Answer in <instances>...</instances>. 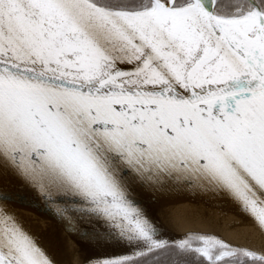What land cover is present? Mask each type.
<instances>
[{
  "label": "snow or ice",
  "instance_id": "obj_1",
  "mask_svg": "<svg viewBox=\"0 0 264 264\" xmlns=\"http://www.w3.org/2000/svg\"><path fill=\"white\" fill-rule=\"evenodd\" d=\"M17 204L81 264H264V0H0V264H69Z\"/></svg>",
  "mask_w": 264,
  "mask_h": 264
},
{
  "label": "bare ground",
  "instance_id": "obj_2",
  "mask_svg": "<svg viewBox=\"0 0 264 264\" xmlns=\"http://www.w3.org/2000/svg\"><path fill=\"white\" fill-rule=\"evenodd\" d=\"M18 213L25 218L27 223L30 225L32 231L34 233H39L43 236H45L48 239H51L54 243H59V245L62 247L63 252L67 258H70L67 253L66 243L69 241V238L67 236V232L64 230L62 226L59 224L51 221L50 219L43 217L39 214L33 213L31 211L23 210L20 208L14 207ZM213 215L215 218L220 219L223 221L225 227L223 229H217V231H220L223 235L226 237H232L235 234L227 230V224L236 218L235 213L232 212L227 217L222 216V213L220 210H216ZM196 227H200L203 230H208L206 225H196ZM177 232H180V229L176 230ZM243 232L251 233L253 238H255V230L254 229H243ZM81 245L78 241L74 240L72 243V250L70 251V256L72 259L73 264H81L82 261V253L80 252Z\"/></svg>",
  "mask_w": 264,
  "mask_h": 264
},
{
  "label": "water",
  "instance_id": "obj_3",
  "mask_svg": "<svg viewBox=\"0 0 264 264\" xmlns=\"http://www.w3.org/2000/svg\"><path fill=\"white\" fill-rule=\"evenodd\" d=\"M14 207H16V208H20V209H23V210H27V211H31V212H33V213L39 214V215H41V216H43V217H46V218L50 219L51 221L57 223L56 220H55L52 216L47 215V214H43V213H42L41 211H39L38 209L31 208V207H24V206H22V205H20V204L14 205ZM57 224H58V223H57ZM59 225H60V224H59ZM60 226H61V225H60ZM67 236H68V238H69V241L66 243V244H67V245H66V248H67L68 256L70 257V258H67V259H68V261H69V264H73L72 259H71V256H70L69 253H70V251L72 250V243H73V241L76 240V239L73 238L72 236H70L68 233H67ZM76 241H77V240H76Z\"/></svg>",
  "mask_w": 264,
  "mask_h": 264
}]
</instances>
